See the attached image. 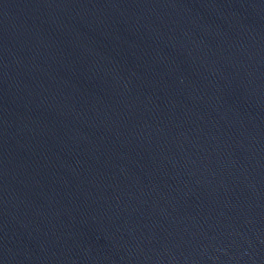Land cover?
<instances>
[{
  "label": "water",
  "instance_id": "water-1",
  "mask_svg": "<svg viewBox=\"0 0 264 264\" xmlns=\"http://www.w3.org/2000/svg\"><path fill=\"white\" fill-rule=\"evenodd\" d=\"M0 264H264V0H0Z\"/></svg>",
  "mask_w": 264,
  "mask_h": 264
}]
</instances>
